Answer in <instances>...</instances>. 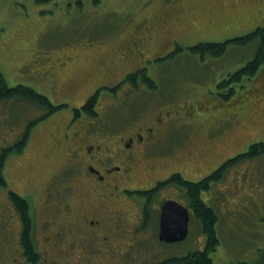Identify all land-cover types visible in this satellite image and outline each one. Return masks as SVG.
<instances>
[{"label": "rangeland", "instance_id": "obj_1", "mask_svg": "<svg viewBox=\"0 0 264 264\" xmlns=\"http://www.w3.org/2000/svg\"><path fill=\"white\" fill-rule=\"evenodd\" d=\"M259 27L264 28V0H100L97 4L83 0L81 6L70 0L41 5L36 0H0V72L11 87L25 85L46 95L55 106L66 105L38 121L23 153L9 156L4 173L9 187L19 190L32 204L33 190L39 207L50 178L57 183L67 181L63 171L69 165L70 144L64 134L72 110L84 103L95 87L112 85L141 67L137 55L126 61L122 51V46L138 35L145 40L143 49L150 56L146 58V75L157 88L151 90L142 83L139 89L132 88L124 82L114 97L105 96L108 91L103 90L94 106L98 112L85 118L94 121L92 131L106 136L130 132L132 127L155 122L160 112L165 117L164 113L179 106L195 107L197 117L189 121L204 126L196 125L200 145L191 149L193 157L187 151L177 156L170 153L166 160L159 155L144 172L135 171L131 185L149 186L152 180L169 175L171 168L184 171L189 181H199L227 159L248 152L252 143L264 142V64L254 77L232 85L237 84L234 95L229 87H219L223 77L253 58L254 48L241 50L232 45L222 57L190 50L199 43L243 37ZM177 48L176 55L154 60L162 53H175ZM44 114L46 111L27 103H1L0 153L21 138L28 121ZM209 125H215L220 133L213 148L199 136L207 134ZM166 127L169 133H163ZM159 129L163 142L168 143L166 148H172L170 137L185 136L184 131L173 132L169 123ZM176 190L161 191L153 205L154 218L161 201ZM6 196L0 189V216L10 203ZM203 199L220 213V244L211 254L214 264H257L264 250V155L230 168ZM132 207L133 236L130 241L122 240L133 243L132 249L115 258L99 255L97 264H161L166 258L204 248L206 238L197 218L191 219L184 241L162 245L159 228L153 224L143 228L140 207ZM56 220L53 230H60L62 236L69 233L66 228L74 220ZM67 242L62 238L59 243L66 247ZM70 243L78 250L83 247L79 231H74Z\"/></svg>", "mask_w": 264, "mask_h": 264}, {"label": "flooded vegetation", "instance_id": "obj_2", "mask_svg": "<svg viewBox=\"0 0 264 264\" xmlns=\"http://www.w3.org/2000/svg\"><path fill=\"white\" fill-rule=\"evenodd\" d=\"M141 29L144 31L145 26ZM142 39L138 35L122 46L124 59L129 61L134 57L133 55L135 57L137 55L142 62L141 67L125 73L122 76L123 79L117 80L112 85L101 84L95 87L88 94L85 102L92 97L100 100L103 90L108 91L105 96H117L120 91L119 88L123 86L124 82L132 88L135 87L131 82L138 75V71L146 69V58L149 59L150 57L143 49L145 40ZM173 53H169V51L166 55H162V53L156 56L154 60H166L169 56H173ZM128 79H130V83L127 82ZM140 79L139 77L135 79L136 83ZM84 103L72 110L65 126L64 137L70 147L67 150L69 165L63 172L66 175L64 176L65 180L70 179V181L68 184H65L67 181L57 183L54 182V177L50 178L51 181L49 180L48 186L43 189L45 198L41 204L39 203V207L38 200H36L38 196L33 190L27 188V191L33 193L32 204L20 194L19 190L9 187V180L5 179L4 175L7 168L4 166L3 177L6 180V186L0 187V189L5 191L10 203L4 214L0 216V228H2L0 229V264H97L99 255L103 257L109 255L115 258L119 253H129L133 243L124 244L122 240L128 239L130 241L133 236L131 235L134 230L131 228L133 221L132 206L137 204L140 207L143 218L146 199L144 196H140V193H147L151 189H156L161 183H164L165 188L169 190H177L176 192L172 191V197L161 201V207L158 210L159 221L162 205L169 200H176L185 205L189 209L190 219L194 218V211L186 198L185 191L172 182L177 176L187 180L183 175L184 171L171 168L169 175L152 180L149 186H134L131 183L135 171L144 172V168L150 165V160L159 155L164 160L169 159L167 157L170 153L177 156V153L181 154V152L187 151L189 157L195 155L191 149L200 145L196 125L198 124L200 127L204 125L197 120L193 122L189 120L191 117H197L195 113L198 110L195 107L190 110L179 106L174 111L164 113L167 117L165 122V117L160 112L155 122L132 127L130 132L127 131L128 133L117 132L114 135L106 136L92 131L94 121L89 122L85 118L91 119L98 111L94 109V114H89L82 109ZM202 113L204 114L202 115ZM205 114V111L201 112L202 116ZM201 115L198 118L202 117ZM164 123H169L170 128L173 127V132H180V130L185 132V136L169 138L168 142H170L171 149L166 148L168 143L163 142L165 138L160 137L162 131L159 128ZM214 127L209 125L207 134L199 135L202 136L200 138H204V141L209 145L208 147L212 148L220 140L219 129ZM167 129L168 127L163 133H169L166 132ZM152 166L154 165L152 164ZM220 166L212 173L216 172ZM205 177L199 181L204 180ZM207 191L204 192L205 195ZM25 193L27 192L22 194L25 195ZM13 194H17L29 202V225L13 201ZM204 202L207 203L205 200ZM215 211L217 215H220L218 208H215ZM41 216L42 219H40ZM56 219H65L66 222L74 220L66 228L69 233L62 236L63 233L60 230L57 232L53 230L57 223ZM121 226L124 228L121 229ZM75 230L80 232V239L84 242L83 247H79L80 250L70 243ZM58 238L68 239L67 246H62L63 244L59 243L60 239L58 242ZM76 253L81 255L76 256Z\"/></svg>", "mask_w": 264, "mask_h": 264}, {"label": "trees", "instance_id": "obj_3", "mask_svg": "<svg viewBox=\"0 0 264 264\" xmlns=\"http://www.w3.org/2000/svg\"><path fill=\"white\" fill-rule=\"evenodd\" d=\"M52 1L56 0H36L39 5L50 4L52 3ZM70 1L76 2L79 6L83 4V0ZM99 1L100 0H93L95 4H97ZM232 45L241 50H244V48L252 47L254 48L253 50H255L252 59L248 60L244 64V66L233 70V74H227L226 77H223V79L219 83V87H229L230 92L234 95V91L236 89L235 86L242 83L244 81V78L250 79L251 77H254L260 70V66L264 64V28L259 27L253 32L244 35L243 37L232 38L221 43H199L198 45L190 47V50L193 51V53L197 54L201 52L202 54L209 53L212 56L222 57L228 52V48ZM178 49L179 48H177V51L173 53L174 55L177 54V52L179 51ZM137 74L138 75L133 78L132 82L130 81V79H128L127 82H131L138 89L140 88V84L142 83L144 85L146 84L149 89L156 90L157 84H155V82L146 75V69H144L143 71H138ZM138 77L141 78L139 80V85H137L135 80ZM234 83L237 84L232 87ZM6 101H15L17 104L23 105L24 103H27V105L31 107H37V109L46 111V114L40 115L39 117L37 116L35 120L28 121L21 138L16 141L14 145L3 147L2 152L0 153V187L6 186V180H4L3 172L5 163L9 156L15 152H24L25 148L28 146L27 144L29 143L31 137V131L36 126L38 121L44 120L49 115L56 113L59 109L66 107V105L55 106L46 95H43L37 92L35 89H31L25 85H17L11 87L8 84L7 79H5L4 75L0 72V105L1 103H4ZM97 101L98 100L95 97H92L90 100L84 103L82 109H84L89 114H94V106ZM249 147L250 148L248 152L239 153L237 154V156L227 159L226 162H224L216 170V172L205 177V179L202 181L190 182L182 179V177L179 176L175 177L172 180V182L176 183L183 191H185V194L187 196L186 198L194 211V218H197L202 224L206 238V244L201 250L186 253V255L184 256L166 258L163 262H161V264H214V259L212 258L211 254L218 249V246L220 244V238L217 234V225L220 215H217L215 208L204 202L203 194L205 191L209 190L217 181L222 180V178L230 168L238 165V163L240 162L264 155V142L252 143ZM163 190H167V188H165L164 183H161L156 189H151L147 193H140V196H144V198L146 199L143 211V228H147L152 224L156 226V229L159 228V213L157 214L158 218H154L152 210L154 208L153 205L158 200V195ZM12 199L19 207L20 211L23 213V218L29 225V202L18 196L17 194H13ZM159 242L161 241L159 240ZM161 244L163 245L167 243L161 242ZM259 257L260 259L257 264H264V250L261 251Z\"/></svg>", "mask_w": 264, "mask_h": 264}, {"label": "water", "instance_id": "obj_4", "mask_svg": "<svg viewBox=\"0 0 264 264\" xmlns=\"http://www.w3.org/2000/svg\"><path fill=\"white\" fill-rule=\"evenodd\" d=\"M158 239L161 242L174 244L182 242L189 233V223L191 216L189 209L177 202L169 200L163 203L160 215Z\"/></svg>", "mask_w": 264, "mask_h": 264}]
</instances>
